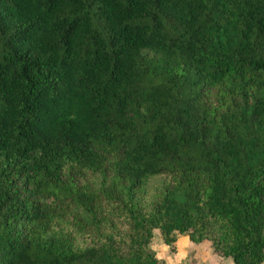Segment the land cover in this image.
Instances as JSON below:
<instances>
[{
    "label": "trees",
    "instance_id": "1",
    "mask_svg": "<svg viewBox=\"0 0 264 264\" xmlns=\"http://www.w3.org/2000/svg\"><path fill=\"white\" fill-rule=\"evenodd\" d=\"M155 230L264 264V0H0V264Z\"/></svg>",
    "mask_w": 264,
    "mask_h": 264
},
{
    "label": "crops",
    "instance_id": "2",
    "mask_svg": "<svg viewBox=\"0 0 264 264\" xmlns=\"http://www.w3.org/2000/svg\"><path fill=\"white\" fill-rule=\"evenodd\" d=\"M182 239H184L182 241L183 243L188 240L187 243H189V245L194 248H189L192 249V253L184 252V250H181V248H179L178 254L172 253L174 257H171V260L174 262L179 260L178 263H187L188 260L192 259L193 261H195V263H197L198 261V264H234L231 258H224L219 255H216L212 249L211 243L208 241L202 244L193 243L195 246H192V242L188 237L180 236L178 241Z\"/></svg>",
    "mask_w": 264,
    "mask_h": 264
},
{
    "label": "rangeland",
    "instance_id": "3",
    "mask_svg": "<svg viewBox=\"0 0 264 264\" xmlns=\"http://www.w3.org/2000/svg\"><path fill=\"white\" fill-rule=\"evenodd\" d=\"M183 240L184 239L177 242L176 251L172 252L170 250V247L164 243L160 230H155L154 239L152 241V248L157 252L158 258L162 261V264H198V261L197 263H195V261H193L192 259L188 260L187 263L185 262L178 263L179 260H177L176 262L171 260V257H174L172 253L178 254L179 248H181V250H184V252L192 253V249H189V248H194V247H191L189 243H187L188 240H186L185 243L182 242ZM178 243H181V244H178ZM191 245L195 246L193 243H191Z\"/></svg>",
    "mask_w": 264,
    "mask_h": 264
}]
</instances>
